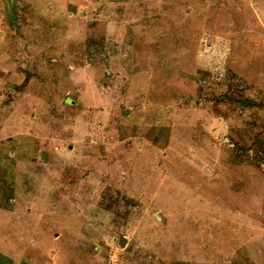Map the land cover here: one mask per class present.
<instances>
[{
    "label": "rangeland",
    "instance_id": "1",
    "mask_svg": "<svg viewBox=\"0 0 264 264\" xmlns=\"http://www.w3.org/2000/svg\"><path fill=\"white\" fill-rule=\"evenodd\" d=\"M0 254L264 264V0H0Z\"/></svg>",
    "mask_w": 264,
    "mask_h": 264
},
{
    "label": "water",
    "instance_id": "2",
    "mask_svg": "<svg viewBox=\"0 0 264 264\" xmlns=\"http://www.w3.org/2000/svg\"><path fill=\"white\" fill-rule=\"evenodd\" d=\"M7 5H8V8L9 10H12V8L14 7V0H5ZM126 244V240L125 238H121L120 241H119V245L120 247H124Z\"/></svg>",
    "mask_w": 264,
    "mask_h": 264
},
{
    "label": "trees",
    "instance_id": "3",
    "mask_svg": "<svg viewBox=\"0 0 264 264\" xmlns=\"http://www.w3.org/2000/svg\"><path fill=\"white\" fill-rule=\"evenodd\" d=\"M0 264H10V260L4 258V257L0 254Z\"/></svg>",
    "mask_w": 264,
    "mask_h": 264
}]
</instances>
